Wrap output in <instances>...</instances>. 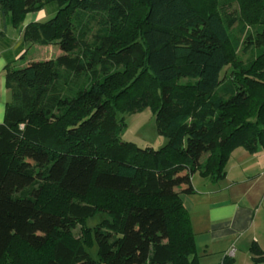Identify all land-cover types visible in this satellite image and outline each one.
<instances>
[{
	"label": "trees",
	"instance_id": "1",
	"mask_svg": "<svg viewBox=\"0 0 264 264\" xmlns=\"http://www.w3.org/2000/svg\"><path fill=\"white\" fill-rule=\"evenodd\" d=\"M238 2L240 31H255L244 64L217 0H0L23 44L60 51L5 68L0 264H198L180 197L191 175L217 181L233 149L264 147V0ZM147 106L168 140L159 149L119 137L121 116ZM95 213L108 219L74 240ZM250 253L264 264L256 244Z\"/></svg>",
	"mask_w": 264,
	"mask_h": 264
},
{
	"label": "crops",
	"instance_id": "2",
	"mask_svg": "<svg viewBox=\"0 0 264 264\" xmlns=\"http://www.w3.org/2000/svg\"><path fill=\"white\" fill-rule=\"evenodd\" d=\"M39 19L37 13H28L21 28ZM36 45L23 44L22 31L8 24L3 26L0 20V123L11 101L5 68L22 60L31 48L25 64L37 60ZM224 170V177L217 181L193 173V192L180 195L189 213L198 264H207L203 260L211 254L216 255L213 264H220L228 248L238 243V250H247L244 252L247 264L251 262L252 244L264 251V147H258L254 153L242 147L233 149ZM236 253L235 250L231 258Z\"/></svg>",
	"mask_w": 264,
	"mask_h": 264
},
{
	"label": "rangeland",
	"instance_id": "3",
	"mask_svg": "<svg viewBox=\"0 0 264 264\" xmlns=\"http://www.w3.org/2000/svg\"><path fill=\"white\" fill-rule=\"evenodd\" d=\"M217 2V8L220 11L222 17L225 20L228 18L234 20V23L229 29V33L239 41V46L235 50L234 54L235 59L239 60V62H242L244 64L249 59L254 57L256 53V47H254V45L253 47L245 46L247 36L252 35V37H254L255 31L249 25H247L242 32L240 31L242 21L239 20L241 17V8L238 0H217ZM34 13H37L40 18L39 20H44L47 17L45 9H40ZM91 26V31L88 33L87 39H90L92 33L95 31V21L91 23ZM34 46L35 45H33L32 48H34ZM36 46L38 48L35 52L37 60L50 59L58 55V53L55 51L59 50L57 45L43 46L37 44ZM32 48L30 49L31 51ZM30 50H28V53L22 58V60L14 64V67H21L25 65V60L27 59L28 55H30ZM232 68V65H227L223 68L221 72L222 82L228 80V76ZM121 117L123 118L124 127L123 130L120 132L119 137L122 141L132 142L140 148L151 147L154 149H159L167 144V138L163 135H160L157 131L154 110L151 107L147 106L137 112L125 113ZM107 219V215L104 213H95L94 215L85 218L84 222L81 225L77 224L73 228L72 233L74 240H84V235L86 231H92L95 227H97ZM92 243L93 244L91 245V247L86 248V252L92 259L96 260L97 247L94 241ZM239 246V243L237 246L231 245L227 250V252L232 251L233 254L231 257L234 256L235 250L237 251L234 259L230 257L232 260L231 264H247L246 254L244 253L247 250H238ZM215 260L216 255L211 254L208 256L207 259L203 261H206L207 264H213ZM249 264H251V262H249Z\"/></svg>",
	"mask_w": 264,
	"mask_h": 264
},
{
	"label": "built area",
	"instance_id": "4",
	"mask_svg": "<svg viewBox=\"0 0 264 264\" xmlns=\"http://www.w3.org/2000/svg\"><path fill=\"white\" fill-rule=\"evenodd\" d=\"M232 254H233L232 251H229V252H227V253L225 254V256H226V257H231Z\"/></svg>",
	"mask_w": 264,
	"mask_h": 264
}]
</instances>
